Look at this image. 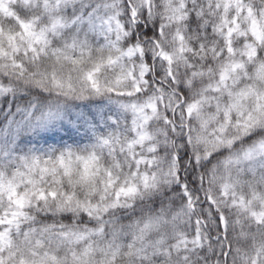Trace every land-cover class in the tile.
<instances>
[{"label": "snow or ice", "instance_id": "snow-or-ice-1", "mask_svg": "<svg viewBox=\"0 0 264 264\" xmlns=\"http://www.w3.org/2000/svg\"><path fill=\"white\" fill-rule=\"evenodd\" d=\"M0 264H264V0H0Z\"/></svg>", "mask_w": 264, "mask_h": 264}]
</instances>
